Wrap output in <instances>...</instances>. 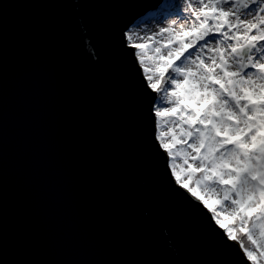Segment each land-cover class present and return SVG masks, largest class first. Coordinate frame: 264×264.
<instances>
[{
    "label": "water",
    "instance_id": "water-1",
    "mask_svg": "<svg viewBox=\"0 0 264 264\" xmlns=\"http://www.w3.org/2000/svg\"><path fill=\"white\" fill-rule=\"evenodd\" d=\"M164 0H0V264H246L166 171L124 34Z\"/></svg>",
    "mask_w": 264,
    "mask_h": 264
},
{
    "label": "snow or ice",
    "instance_id": "snow-or-ice-1",
    "mask_svg": "<svg viewBox=\"0 0 264 264\" xmlns=\"http://www.w3.org/2000/svg\"><path fill=\"white\" fill-rule=\"evenodd\" d=\"M161 9L167 24L124 40L145 92L156 94L166 171L246 264H264V0Z\"/></svg>",
    "mask_w": 264,
    "mask_h": 264
},
{
    "label": "rangeland",
    "instance_id": "rangeland-1",
    "mask_svg": "<svg viewBox=\"0 0 264 264\" xmlns=\"http://www.w3.org/2000/svg\"><path fill=\"white\" fill-rule=\"evenodd\" d=\"M164 1L165 2L167 1V3L169 2V0H164ZM175 2L177 4L182 5L183 0H175ZM172 11H175V9H173ZM162 15H167V14H154V15L142 17V18L138 19L137 22L135 21L130 26L128 31H131L133 33L139 32L141 35L147 36L148 34L157 31L160 26L167 24V19L160 20ZM175 18L176 17L174 15L168 16V19H175ZM157 21H160V23H157ZM145 42H147V41H145ZM162 127H163V125H162Z\"/></svg>",
    "mask_w": 264,
    "mask_h": 264
},
{
    "label": "trees",
    "instance_id": "trees-1",
    "mask_svg": "<svg viewBox=\"0 0 264 264\" xmlns=\"http://www.w3.org/2000/svg\"><path fill=\"white\" fill-rule=\"evenodd\" d=\"M150 14H152V12L147 13V15H150Z\"/></svg>",
    "mask_w": 264,
    "mask_h": 264
}]
</instances>
